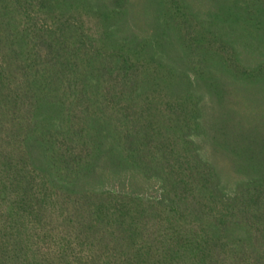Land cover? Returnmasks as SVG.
<instances>
[{
	"label": "trees",
	"instance_id": "1",
	"mask_svg": "<svg viewBox=\"0 0 264 264\" xmlns=\"http://www.w3.org/2000/svg\"><path fill=\"white\" fill-rule=\"evenodd\" d=\"M0 264H264V0H0Z\"/></svg>",
	"mask_w": 264,
	"mask_h": 264
}]
</instances>
